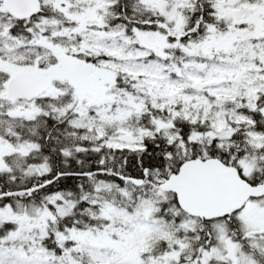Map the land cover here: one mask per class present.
Returning <instances> with one entry per match:
<instances>
[{
  "label": "snow or ice",
  "instance_id": "obj_1",
  "mask_svg": "<svg viewBox=\"0 0 264 264\" xmlns=\"http://www.w3.org/2000/svg\"><path fill=\"white\" fill-rule=\"evenodd\" d=\"M0 264H264V0H0Z\"/></svg>",
  "mask_w": 264,
  "mask_h": 264
}]
</instances>
